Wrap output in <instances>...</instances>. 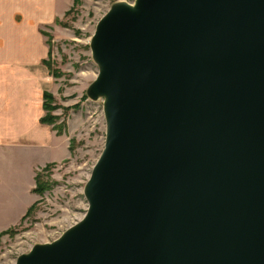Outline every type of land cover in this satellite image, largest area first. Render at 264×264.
<instances>
[{
  "label": "water",
  "instance_id": "1",
  "mask_svg": "<svg viewBox=\"0 0 264 264\" xmlns=\"http://www.w3.org/2000/svg\"><path fill=\"white\" fill-rule=\"evenodd\" d=\"M91 50L88 211L17 264H264V0H136Z\"/></svg>",
  "mask_w": 264,
  "mask_h": 264
},
{
  "label": "rangeland",
  "instance_id": "2",
  "mask_svg": "<svg viewBox=\"0 0 264 264\" xmlns=\"http://www.w3.org/2000/svg\"><path fill=\"white\" fill-rule=\"evenodd\" d=\"M135 1L79 0L78 5L72 3L67 13L57 18V23L40 29L51 38L45 60L53 73L48 72L49 93L56 106L52 115L57 117L52 127L69 140V156L37 172H41L48 188L36 194L33 208L10 228L11 233L0 236V264H17L20 256L37 246L53 244L85 217L89 208L85 190L107 136L105 99L89 96L100 72L91 43L97 25L109 11L123 5L133 7Z\"/></svg>",
  "mask_w": 264,
  "mask_h": 264
},
{
  "label": "crops",
  "instance_id": "3",
  "mask_svg": "<svg viewBox=\"0 0 264 264\" xmlns=\"http://www.w3.org/2000/svg\"><path fill=\"white\" fill-rule=\"evenodd\" d=\"M73 0H0V232L17 226L37 200V172L69 156V140L43 117L52 92L40 29L63 17Z\"/></svg>",
  "mask_w": 264,
  "mask_h": 264
},
{
  "label": "trees",
  "instance_id": "4",
  "mask_svg": "<svg viewBox=\"0 0 264 264\" xmlns=\"http://www.w3.org/2000/svg\"><path fill=\"white\" fill-rule=\"evenodd\" d=\"M78 3H79V0H73V6L78 5ZM57 21H59V20L55 19L54 22L57 23ZM40 33H41V35L47 37L46 43L50 44V42H51L50 36L46 35L45 33L41 32V31H40ZM42 64L47 68L48 72L50 73L51 72V67H50L49 62L46 61V60H43ZM42 99H43L42 109L45 112V115L40 118L39 122L41 124H43V125L52 126L54 121L57 119L56 116L52 115V112L56 109V106L52 105L53 101H54L53 97H52V95L49 92L45 91L42 94ZM52 128H54V127H52ZM56 133H57V135H61V132H56ZM69 150H70V147H69ZM52 166H53L52 164L45 166L43 171H46L49 167H52ZM40 174H41V172L37 173L36 176H35V188L33 189V193L41 195L48 187H47V184L44 183L41 180ZM32 208H33V206L29 208V210L27 211L25 217L28 215V213L31 211ZM8 233H11V229H9V230H7L5 232H2L0 234V236H2L3 234H8Z\"/></svg>",
  "mask_w": 264,
  "mask_h": 264
}]
</instances>
